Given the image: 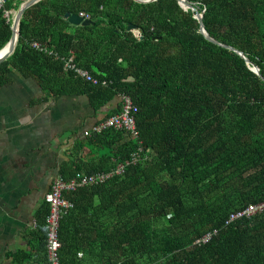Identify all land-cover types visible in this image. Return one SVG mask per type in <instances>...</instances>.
Returning a JSON list of instances; mask_svg holds the SVG:
<instances>
[{"label":"trees","instance_id":"obj_1","mask_svg":"<svg viewBox=\"0 0 264 264\" xmlns=\"http://www.w3.org/2000/svg\"><path fill=\"white\" fill-rule=\"evenodd\" d=\"M23 1L0 9V49L12 35L5 11ZM188 1L204 13L210 35L242 50L260 73L206 38L179 0H40L23 14L0 86L18 71L47 95L86 94L99 109L118 98L105 118L120 110L124 93L136 107L138 137L93 132L91 142L109 152L88 166L67 163L64 178L110 171L140 145L152 156L65 192L74 206L61 219V264H84L81 251L96 264H264V212L226 224L231 213L264 201V0ZM67 12L89 14L95 24H71ZM129 22L142 39L126 30ZM35 41L73 55L99 83L65 69ZM48 212L47 204L44 224ZM36 262L49 264L46 236Z\"/></svg>","mask_w":264,"mask_h":264},{"label":"crops","instance_id":"obj_2","mask_svg":"<svg viewBox=\"0 0 264 264\" xmlns=\"http://www.w3.org/2000/svg\"><path fill=\"white\" fill-rule=\"evenodd\" d=\"M10 78L0 86V264H39L51 182L67 163L88 166L109 152L85 131L119 100L99 109L86 94L56 97L33 77L12 71ZM78 258L96 264L82 251Z\"/></svg>","mask_w":264,"mask_h":264},{"label":"built area","instance_id":"obj_3","mask_svg":"<svg viewBox=\"0 0 264 264\" xmlns=\"http://www.w3.org/2000/svg\"><path fill=\"white\" fill-rule=\"evenodd\" d=\"M6 0H0V9L4 7ZM9 10L5 11V15H10ZM80 15L85 18H91L89 14L80 12ZM137 36H140V31L136 32ZM140 38V37H139ZM32 45L39 49H44L50 54H54L57 58H61L64 61V68L76 72L80 77L86 81L93 82L94 84L99 83V79L94 76L91 71L86 68L79 66L75 62L73 55L69 54L68 56L61 57L57 52H54L52 49L41 46L39 42H33ZM106 81H103L105 84ZM136 107L132 98L124 93L120 97V110L96 123L91 129L85 131V135L89 136L93 132H101L106 128H115L119 130H125L127 133L138 137V129L135 118ZM141 143V141H139ZM150 152H143V148L140 145L137 151L133 152L131 157L123 162L118 163L114 168L107 172H97L93 174H80L71 179H65L64 176L60 173L56 175L52 182L49 191L45 196V201L49 206V212L46 215L45 225L47 230L46 235V250L49 260V264H61L60 260V248L62 246L60 240V226L62 217L74 206V203L65 197L66 191L76 190L78 187L101 183L112 177L113 175L122 174L125 168L129 164H136L140 161H146L151 159ZM258 212H264V201L259 203L250 204L244 209L235 211L231 213L226 221V224L232 223L235 220L244 217L256 214ZM217 233V230L210 231L206 233L203 237L197 240V243L208 242L213 234Z\"/></svg>","mask_w":264,"mask_h":264},{"label":"water","instance_id":"obj_4","mask_svg":"<svg viewBox=\"0 0 264 264\" xmlns=\"http://www.w3.org/2000/svg\"><path fill=\"white\" fill-rule=\"evenodd\" d=\"M39 1L40 0H25L19 6L18 10L16 11L15 16L13 17L11 38L8 41V43L2 49H0V64L4 60H6L14 52V50L17 46V42L19 39L20 22H21V19L23 17L25 10L27 8L31 7L32 5L36 4ZM139 1H141V0H139ZM179 3L181 4V6L184 9H191L192 11L195 12V17L198 19V22L200 24V31L206 36V38H208L212 42H215L217 44H220L224 47H227V48L237 52L238 54H240L242 57L245 58L246 62L249 65L252 64L251 60L246 56V54L242 50H240L234 46H231L229 44L221 43L220 41H218L217 39H215L214 37H212L210 35V33L207 31L205 24H204V20H203L204 13L200 12L198 10L197 6L193 2H190L188 0H179ZM65 18L71 24H74V25H84L85 26V25L95 24V21L93 19L85 18L84 16L80 15L79 13L67 12L65 14ZM126 30L127 31H134V32H138V30L140 31L138 26L132 22L128 23ZM140 33H141V31H140ZM139 37H140V39L143 38L142 33L140 34ZM251 69L254 70L256 73H260V68L256 65H251Z\"/></svg>","mask_w":264,"mask_h":264},{"label":"rangeland","instance_id":"obj_5","mask_svg":"<svg viewBox=\"0 0 264 264\" xmlns=\"http://www.w3.org/2000/svg\"><path fill=\"white\" fill-rule=\"evenodd\" d=\"M10 14H11V17L13 18L15 16V14H16V11L15 10H11Z\"/></svg>","mask_w":264,"mask_h":264},{"label":"bare ground","instance_id":"obj_6","mask_svg":"<svg viewBox=\"0 0 264 264\" xmlns=\"http://www.w3.org/2000/svg\"><path fill=\"white\" fill-rule=\"evenodd\" d=\"M17 32V31H16Z\"/></svg>","mask_w":264,"mask_h":264}]
</instances>
